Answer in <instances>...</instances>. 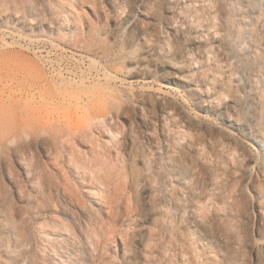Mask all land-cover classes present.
Instances as JSON below:
<instances>
[{
	"label": "rangeland",
	"instance_id": "rangeland-1",
	"mask_svg": "<svg viewBox=\"0 0 264 264\" xmlns=\"http://www.w3.org/2000/svg\"><path fill=\"white\" fill-rule=\"evenodd\" d=\"M0 264H264V0H0Z\"/></svg>",
	"mask_w": 264,
	"mask_h": 264
}]
</instances>
